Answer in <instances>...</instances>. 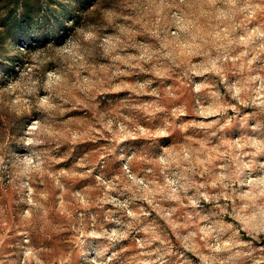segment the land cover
I'll list each match as a JSON object with an SVG mask.
<instances>
[{"label": "rangeland", "instance_id": "374dc122", "mask_svg": "<svg viewBox=\"0 0 264 264\" xmlns=\"http://www.w3.org/2000/svg\"><path fill=\"white\" fill-rule=\"evenodd\" d=\"M24 2L0 264H264V0Z\"/></svg>", "mask_w": 264, "mask_h": 264}, {"label": "trees", "instance_id": "16d2710c", "mask_svg": "<svg viewBox=\"0 0 264 264\" xmlns=\"http://www.w3.org/2000/svg\"><path fill=\"white\" fill-rule=\"evenodd\" d=\"M3 1L0 0V4ZM13 4V8L8 9L5 14L0 16V25L7 35H12L11 39L13 43H16L18 39H28L25 36H21V34L26 25L31 26L33 24V19L28 15L30 10L25 8L26 2L24 0H13ZM14 47H16L15 44Z\"/></svg>", "mask_w": 264, "mask_h": 264}, {"label": "clouds", "instance_id": "9594fccd", "mask_svg": "<svg viewBox=\"0 0 264 264\" xmlns=\"http://www.w3.org/2000/svg\"><path fill=\"white\" fill-rule=\"evenodd\" d=\"M27 143H35L36 151L47 154L49 157L52 153L57 152L59 149V145L55 144L54 141L50 142L46 135H42L38 141H27Z\"/></svg>", "mask_w": 264, "mask_h": 264}]
</instances>
